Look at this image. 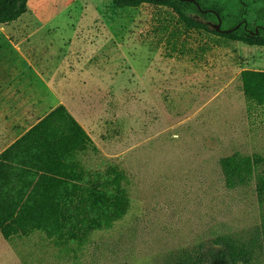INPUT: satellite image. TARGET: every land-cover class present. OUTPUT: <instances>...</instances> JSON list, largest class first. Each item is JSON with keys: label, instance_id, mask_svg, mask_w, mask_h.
<instances>
[{"label": "rangeland", "instance_id": "rangeland-1", "mask_svg": "<svg viewBox=\"0 0 264 264\" xmlns=\"http://www.w3.org/2000/svg\"><path fill=\"white\" fill-rule=\"evenodd\" d=\"M246 70L264 71V47L186 33L165 6L30 0L16 27H0L4 146L19 135L18 96L38 93L41 115L64 105L98 148L80 156L87 179L119 168L131 206L83 244L0 234V264H179L224 236L255 245L264 264L255 184L229 190L220 166L234 154L264 157V107L244 96Z\"/></svg>", "mask_w": 264, "mask_h": 264}, {"label": "trees", "instance_id": "trees-1", "mask_svg": "<svg viewBox=\"0 0 264 264\" xmlns=\"http://www.w3.org/2000/svg\"><path fill=\"white\" fill-rule=\"evenodd\" d=\"M112 1L121 9L165 6L172 9L186 33L204 31L264 47V32L250 37L245 29V24L250 29L264 27V0ZM29 2L0 0V26L19 21L29 12ZM207 22H221L222 29L233 32L219 34ZM241 82L247 102L264 107V71H243ZM89 152H98L91 136L66 107L59 106L0 156V234L5 241L12 244L42 233L57 247L83 244L128 214L131 200L125 174L111 168L100 182L87 179L79 155ZM220 166L229 190L254 183L257 200L264 205V157L234 154L221 159ZM259 243L264 256V224ZM255 248L230 236L219 237L209 251L188 254L179 264H255Z\"/></svg>", "mask_w": 264, "mask_h": 264}, {"label": "crops", "instance_id": "crops-1", "mask_svg": "<svg viewBox=\"0 0 264 264\" xmlns=\"http://www.w3.org/2000/svg\"><path fill=\"white\" fill-rule=\"evenodd\" d=\"M18 22L19 21L15 22V23H12V24H9V25H2V26H4V27L5 26L16 27ZM2 26H0V27H2ZM20 73H21V70L19 69V74ZM29 95H31V96L27 100L25 99L26 101L24 99H19V96H18V98L15 101L14 124L17 127V132H19L17 134H19V135H17L16 139L8 146H4V144L6 143L7 138L6 137H3V138L0 137V156L5 151H7L11 146H13L16 142L21 140L28 132H30L42 120H44L48 115H50L56 108H58L59 106H64V105L56 106L53 109H49L47 111V113H43L41 115L39 112L42 111V109H43L42 106L43 105L40 102H38L39 97L37 98V96L39 94L31 92ZM35 98H36V101H35ZM64 107H66V106H64ZM68 111L72 114V112L69 109H68ZM73 117L79 122V120L74 115H73ZM82 127H83V125H82ZM82 155H85V154L79 155V160H80V156H82Z\"/></svg>", "mask_w": 264, "mask_h": 264}, {"label": "flooded vegetation", "instance_id": "flooded-vegetation-1", "mask_svg": "<svg viewBox=\"0 0 264 264\" xmlns=\"http://www.w3.org/2000/svg\"><path fill=\"white\" fill-rule=\"evenodd\" d=\"M197 19H200L199 17H197ZM207 24L209 25V29L212 30V31H215L219 34H226V32H228L229 30H224L222 29V26H221V31H217L216 30V27L217 25L219 24H215V23H212V22H207ZM245 29L247 31V35L250 36V37H259L261 36L262 32H264V27L263 26H257L256 28L254 29H250L248 27L247 24H245ZM230 31H233V30H230Z\"/></svg>", "mask_w": 264, "mask_h": 264}, {"label": "water", "instance_id": "water-1", "mask_svg": "<svg viewBox=\"0 0 264 264\" xmlns=\"http://www.w3.org/2000/svg\"><path fill=\"white\" fill-rule=\"evenodd\" d=\"M159 2L161 1H180V2H190V3H196L195 0H157ZM200 8V7H199ZM221 26H222V23L220 22L217 27H216V30L217 31H221ZM233 31H228L226 33H232Z\"/></svg>", "mask_w": 264, "mask_h": 264}]
</instances>
